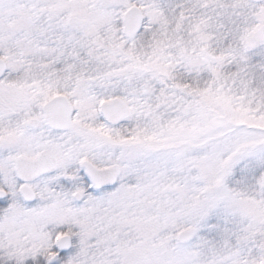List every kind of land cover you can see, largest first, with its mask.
<instances>
[{
  "label": "snow or ice",
  "instance_id": "1",
  "mask_svg": "<svg viewBox=\"0 0 264 264\" xmlns=\"http://www.w3.org/2000/svg\"><path fill=\"white\" fill-rule=\"evenodd\" d=\"M0 264H264V0H0Z\"/></svg>",
  "mask_w": 264,
  "mask_h": 264
}]
</instances>
